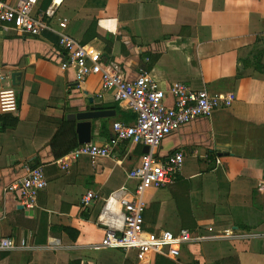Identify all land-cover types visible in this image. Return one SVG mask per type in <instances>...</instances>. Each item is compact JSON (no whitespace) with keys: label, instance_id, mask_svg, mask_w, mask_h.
I'll use <instances>...</instances> for the list:
<instances>
[{"label":"crops","instance_id":"0c3cea01","mask_svg":"<svg viewBox=\"0 0 264 264\" xmlns=\"http://www.w3.org/2000/svg\"><path fill=\"white\" fill-rule=\"evenodd\" d=\"M32 13L45 20L38 36L0 24V66L12 74L0 86L17 99L16 111L3 114L16 125L0 130V239L13 242L0 247V264H264V0H38ZM62 35L92 58L119 63L129 79L143 71L164 88L180 81L229 98L156 149L161 157L181 151L184 161L172 185L144 191L143 228L188 229L192 239L176 258L101 244L106 231L122 228L120 199L134 189L127 174L145 145L71 157L82 145L104 146L112 123L132 124L136 114L113 90L97 95L99 75L77 83L60 67ZM90 109L111 113L89 120V142L80 144L75 131L79 145L60 157L63 168L49 141L63 120L75 130L67 115ZM31 163L42 166L47 186L27 209L5 187ZM88 191L94 197L83 206Z\"/></svg>","mask_w":264,"mask_h":264},{"label":"built area","instance_id":"2783aa9c","mask_svg":"<svg viewBox=\"0 0 264 264\" xmlns=\"http://www.w3.org/2000/svg\"><path fill=\"white\" fill-rule=\"evenodd\" d=\"M38 0H19L14 6L0 3V24L3 28L13 27L20 35L38 36L45 27L43 17L33 16V9ZM46 17L53 15L47 10ZM65 21L59 25L63 27ZM56 59L63 69H72L77 83L83 82L90 75L100 77L101 96L104 91L113 90V98L123 103L136 114L132 124L120 121L112 123L113 135L104 146L85 144L70 153L76 158L80 153L91 159L111 157L119 145L124 143L142 144L148 147L137 167L128 172V176L136 180L134 189L127 199H120L123 209L122 228L119 231H106L101 244L106 247L122 250H135L139 257L163 255L176 258L182 245L192 239L188 229L177 232L161 230L149 232L143 228V193L150 187L172 185L179 173L184 155L181 151L161 157L156 149L161 139L190 121L209 117L217 108L229 105V98L209 93L206 89L195 90L180 81L170 83L167 88L149 74L141 71L138 76L129 79L123 73L119 63L102 62L92 58L83 45L67 35L59 39ZM11 72L0 66V81L9 80ZM8 81V82H9ZM9 84L0 86V115L11 113L17 109L14 89ZM64 168L66 163L59 159ZM47 186L41 165H27L22 176L11 181L5 188L16 194L19 205L23 208L33 207L37 195ZM94 193L88 191L81 197L83 206L93 199ZM0 247H13L12 239L1 238Z\"/></svg>","mask_w":264,"mask_h":264},{"label":"trees","instance_id":"16d2710c","mask_svg":"<svg viewBox=\"0 0 264 264\" xmlns=\"http://www.w3.org/2000/svg\"><path fill=\"white\" fill-rule=\"evenodd\" d=\"M16 123V117L0 115V130H4L6 127H13ZM78 145L74 130V123L67 120H63L60 124H58L55 133L49 141V146L56 159L66 155ZM36 164L37 163H31L27 165L34 166Z\"/></svg>","mask_w":264,"mask_h":264},{"label":"water","instance_id":"95a60500","mask_svg":"<svg viewBox=\"0 0 264 264\" xmlns=\"http://www.w3.org/2000/svg\"><path fill=\"white\" fill-rule=\"evenodd\" d=\"M110 113L111 111L90 109L89 111L71 113L67 115V119L76 121L75 131L77 134L78 142L80 144H85L90 141L91 123L89 120L92 118L103 117ZM147 150H148V147L145 146V152H147Z\"/></svg>","mask_w":264,"mask_h":264}]
</instances>
